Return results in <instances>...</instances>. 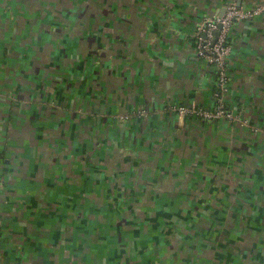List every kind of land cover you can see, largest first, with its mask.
<instances>
[{
    "label": "crops",
    "instance_id": "obj_1",
    "mask_svg": "<svg viewBox=\"0 0 264 264\" xmlns=\"http://www.w3.org/2000/svg\"><path fill=\"white\" fill-rule=\"evenodd\" d=\"M53 2L74 9L70 26L88 36L66 40L68 68L56 54L61 42L24 48L21 24L9 26L13 46L0 47V264H94V217L105 233L118 225L123 203L145 204L146 231L159 238L168 222L187 233L219 201H244L264 217V14L230 32L228 109L237 120L168 108L214 104L216 68L197 56V24L227 3L264 0H117L84 21L70 0ZM81 55L88 61L78 65ZM46 75L68 78L47 83ZM140 108L144 115L118 120ZM239 187L251 191L242 198Z\"/></svg>",
    "mask_w": 264,
    "mask_h": 264
},
{
    "label": "rangeland",
    "instance_id": "obj_2",
    "mask_svg": "<svg viewBox=\"0 0 264 264\" xmlns=\"http://www.w3.org/2000/svg\"><path fill=\"white\" fill-rule=\"evenodd\" d=\"M0 1L2 2L0 8H6L7 10L1 13L2 15L0 14V25H2L0 30L4 28L0 35L4 38V42H0L1 48H4L5 45L13 46L16 42L14 38L10 37L15 35L8 33L9 28H11L9 27L10 24H21V27H25L24 30H21V35L25 38L23 47H26L24 48L40 52L48 47H56V41L61 42V47L57 50L59 53L56 54L61 55L62 62H66L64 66L69 67L70 56L66 55L65 52H69L70 47L66 40L71 36H74L77 42L88 38V36L83 37L80 34V32L85 34V31L79 25L70 26V21L75 22L74 9L70 7L68 10L71 11L69 12L68 10L59 9L60 6L55 4L53 0L48 3H40L38 6L30 5L26 0ZM70 1L73 5L78 6L77 12L81 19L84 18V14H87V16L104 15L106 5L117 2V0ZM16 14H18L17 16H23L24 22H20L15 16L11 18L12 15ZM81 19L78 20L81 21ZM91 19L90 17L88 20ZM5 28L7 29L5 30ZM10 41H13V43ZM96 50L92 48L95 54L98 53L93 67L98 68L101 57L100 52ZM56 54L50 56V58H56ZM88 55L79 56L78 65L84 63L85 60L88 61ZM46 77L47 83L55 78L48 75ZM57 77L55 79L61 77L60 83L62 84L65 81L64 78H68L64 75ZM145 113L144 108H140L134 113L120 114L118 120H131L135 115ZM243 124H245L244 120ZM239 188L240 191H243L242 198L246 191H251L249 188ZM260 195L257 194V196ZM243 202L236 203L233 200L230 202H217L214 205L215 213L211 212L206 217L204 216L205 218L199 219L196 224L187 226V233L172 230L171 222H168L164 229L161 228L165 232L160 238L153 237V234L146 231L148 227L144 217L148 216L150 211L144 209L145 204L123 203L121 205L124 211L121 217L120 214L118 215V225L108 230L106 228L105 233L99 225H96L100 220L94 217V264H105L101 263L102 258H106L108 264H264V217L261 216V210L259 209H256L255 214H252L251 210L247 212L246 204ZM177 206L179 205L175 204L173 209L175 210ZM252 206H254L251 207L253 212L255 205ZM112 209L111 207L109 211L110 222H112ZM122 222H124L125 227L120 232L119 227ZM172 222L176 223V220ZM117 231L120 233L119 237L114 235ZM102 233H104V238L100 236ZM115 237L118 242L112 243L111 240ZM160 239L165 240L168 245L166 248L161 245ZM170 243L173 245L169 247Z\"/></svg>",
    "mask_w": 264,
    "mask_h": 264
},
{
    "label": "built area",
    "instance_id": "obj_3",
    "mask_svg": "<svg viewBox=\"0 0 264 264\" xmlns=\"http://www.w3.org/2000/svg\"><path fill=\"white\" fill-rule=\"evenodd\" d=\"M226 8L223 16L217 15L199 22L193 35L197 56L216 68L214 104L212 106L170 104L168 108L180 117L192 116L217 121L225 119L235 121L238 118L235 112L228 109L231 85L230 59L234 48L230 32L236 23L251 21L264 14V4L240 6L236 2H230L226 4Z\"/></svg>",
    "mask_w": 264,
    "mask_h": 264
},
{
    "label": "water",
    "instance_id": "obj_4",
    "mask_svg": "<svg viewBox=\"0 0 264 264\" xmlns=\"http://www.w3.org/2000/svg\"><path fill=\"white\" fill-rule=\"evenodd\" d=\"M237 5H240V3H237ZM226 6L224 7V9L222 10V12L220 13V15L219 16H223L224 15V13H225V11H226Z\"/></svg>",
    "mask_w": 264,
    "mask_h": 264
}]
</instances>
